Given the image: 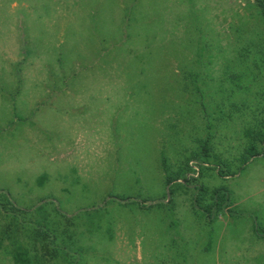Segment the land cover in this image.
<instances>
[{"label":"rangeland","instance_id":"1","mask_svg":"<svg viewBox=\"0 0 264 264\" xmlns=\"http://www.w3.org/2000/svg\"><path fill=\"white\" fill-rule=\"evenodd\" d=\"M263 39L254 0H0V264H264Z\"/></svg>","mask_w":264,"mask_h":264},{"label":"trees","instance_id":"2","mask_svg":"<svg viewBox=\"0 0 264 264\" xmlns=\"http://www.w3.org/2000/svg\"><path fill=\"white\" fill-rule=\"evenodd\" d=\"M255 1V3H256V5L260 8V12H261V14L262 15H264V2H263V0H254ZM262 47L264 48V39L262 40ZM248 138H250V139H252L253 137L252 136H248ZM251 142V141H250ZM249 142V143H250ZM248 143V144H249ZM251 144H249V146L247 147V151H249V152H252L253 150H252V146H250ZM120 200H125L126 198H119ZM214 205H215V202L213 203V204H211V206L210 207H213V208H216V207H214ZM228 205L226 204V205H224V208L225 207H227ZM218 209V208H217Z\"/></svg>","mask_w":264,"mask_h":264}]
</instances>
